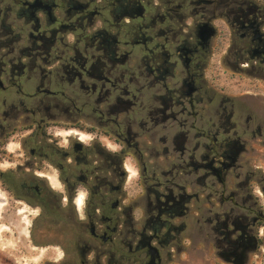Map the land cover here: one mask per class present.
<instances>
[{
  "label": "flooded vegetation",
  "instance_id": "obj_1",
  "mask_svg": "<svg viewBox=\"0 0 264 264\" xmlns=\"http://www.w3.org/2000/svg\"><path fill=\"white\" fill-rule=\"evenodd\" d=\"M202 2L194 34L141 41L82 0H0V182L57 264H167L205 231L227 264L264 246V0Z\"/></svg>",
  "mask_w": 264,
  "mask_h": 264
},
{
  "label": "rangeland",
  "instance_id": "obj_2",
  "mask_svg": "<svg viewBox=\"0 0 264 264\" xmlns=\"http://www.w3.org/2000/svg\"><path fill=\"white\" fill-rule=\"evenodd\" d=\"M155 4L157 5L159 2L156 1ZM211 11L212 7L210 8ZM197 12V7L187 8L183 12L189 16L185 23L186 27L183 28L185 29V36L194 34L195 28L201 20L202 16L196 14ZM95 23L96 28L103 26L101 20L96 19ZM122 23L130 25L132 21L124 20ZM213 25L214 27L220 26V36L212 40L210 49L216 54L225 52L229 44V30L222 22H214ZM73 40L74 35L69 34L67 41L73 42ZM218 41H220V45L217 47ZM218 49L220 50L217 51ZM136 50L140 51L139 55L144 54L142 47L136 48ZM209 61L213 67L214 64L211 59ZM247 90L252 89L247 88ZM18 146L19 139L14 138L10 141L9 149L12 151L17 150ZM7 155L8 151L6 149L0 151V171L2 172L8 171ZM128 181L130 185L135 183L136 172L130 173ZM7 187L8 184L6 186L5 182H0V199L4 200L5 198V201H3L5 206L0 209V264H57L55 261L63 257L62 250L53 255L48 247H37L31 244L29 236L34 216H28V213L23 212L20 204H13L12 200L8 202ZM185 244L186 248L181 253L178 248L173 250L172 262L167 264H227L218 257L215 239L208 231L204 232L202 239L195 240L193 243L185 241ZM32 247L38 248V250L32 251ZM127 252L128 248H126V254ZM125 264H128L127 261ZM248 264H264V246L259 253L250 256Z\"/></svg>",
  "mask_w": 264,
  "mask_h": 264
},
{
  "label": "trees",
  "instance_id": "obj_3",
  "mask_svg": "<svg viewBox=\"0 0 264 264\" xmlns=\"http://www.w3.org/2000/svg\"><path fill=\"white\" fill-rule=\"evenodd\" d=\"M90 5L93 14L98 15L105 27L115 24L117 33H138L141 41H148L154 23L171 25L175 32L185 28L189 16L183 13L187 8L197 7L202 11L203 0H84ZM156 1L159 4H155ZM122 19H131L125 25ZM167 22V23H166Z\"/></svg>",
  "mask_w": 264,
  "mask_h": 264
},
{
  "label": "water",
  "instance_id": "obj_4",
  "mask_svg": "<svg viewBox=\"0 0 264 264\" xmlns=\"http://www.w3.org/2000/svg\"><path fill=\"white\" fill-rule=\"evenodd\" d=\"M215 35V30L213 26L210 23H205L202 26H200L198 30V37L200 41L204 44H207ZM153 250L150 249V254H153ZM240 264H245V262H241Z\"/></svg>",
  "mask_w": 264,
  "mask_h": 264
},
{
  "label": "bare ground",
  "instance_id": "obj_5",
  "mask_svg": "<svg viewBox=\"0 0 264 264\" xmlns=\"http://www.w3.org/2000/svg\"><path fill=\"white\" fill-rule=\"evenodd\" d=\"M3 201H4V200L1 198V199H0V206H1L0 209H2V208L5 206Z\"/></svg>",
  "mask_w": 264,
  "mask_h": 264
}]
</instances>
